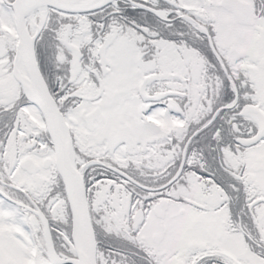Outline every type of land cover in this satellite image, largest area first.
Masks as SVG:
<instances>
[{
  "label": "snow or ice",
  "instance_id": "obj_1",
  "mask_svg": "<svg viewBox=\"0 0 264 264\" xmlns=\"http://www.w3.org/2000/svg\"><path fill=\"white\" fill-rule=\"evenodd\" d=\"M0 264H264V0H0Z\"/></svg>",
  "mask_w": 264,
  "mask_h": 264
}]
</instances>
